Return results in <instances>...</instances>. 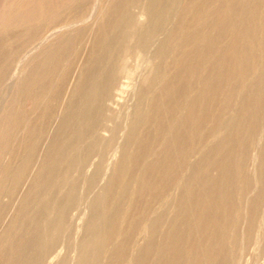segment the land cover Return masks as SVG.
I'll list each match as a JSON object with an SVG mask.
<instances>
[{
  "label": "rangeland",
  "instance_id": "rangeland-1",
  "mask_svg": "<svg viewBox=\"0 0 264 264\" xmlns=\"http://www.w3.org/2000/svg\"><path fill=\"white\" fill-rule=\"evenodd\" d=\"M11 1L0 0V264H188L187 258L192 259L194 264H216V249L210 260L196 248L197 241L198 244L203 243L200 240L209 238L208 233L211 235L215 231L216 234L212 236L217 235V238L230 231L228 236H222L230 235V240L223 238L224 248L229 252L225 253L228 264H264V223L261 227L259 223L260 215L264 214V193L260 202L263 206L258 203L257 215L250 217L251 203L260 194L264 173V114L259 119L252 145L246 150L243 172L233 167L236 166L237 154L240 155L239 152L245 148L239 130L243 133L248 125L249 114L246 110L250 112V108L253 109L255 101L262 97L260 93L264 91V0H249L252 3L247 8L254 4L253 9L251 7L250 12L246 8L253 15L250 24L254 28L245 38H248L247 62L250 69L246 75L234 81L230 96L225 90L229 82L227 76L215 82L211 89L214 91L203 81V77L211 74L214 64L219 61L220 50L228 46L232 34L230 29L217 35L214 24L220 17L206 18L204 15V11L208 13L207 9L214 6L212 3L216 5L214 0L207 1L210 2L209 8L203 0H120L118 4H115L116 0L114 4L112 0H99L100 19L95 23L90 21L84 27L87 29L90 26L88 30L83 28L78 33H58L47 37L28 55L25 48L35 40L37 30L42 32L52 24L63 26L75 22L90 11L96 0H71L73 3L57 0V5L48 7L53 11L50 8L39 15L25 13L23 17L27 16L15 25L9 22V18L5 19L7 23L2 20ZM241 1L242 7L249 2ZM125 4L129 5V10ZM149 4L151 15L143 17V23L141 19L138 24L139 8ZM111 5L127 10L123 16L128 17L129 23L121 25L115 13L107 19L105 13L109 14L113 8ZM156 13H161L157 25L154 21ZM9 15L13 16L12 13ZM101 18L103 21L109 20L106 27H103L105 21ZM210 18L214 24L208 20ZM236 20V27H240L238 30H243L244 21L241 22L238 14L234 17ZM201 22L206 23L203 28H199ZM27 26L36 29L31 37L26 31ZM131 27L134 28L131 30ZM128 32L131 35L128 36ZM203 36L215 37L212 46L197 65L193 59L186 63V54L197 52L195 50L205 41ZM106 37L111 44L102 48L100 44ZM190 66L198 68H194L192 76L188 75ZM184 72L187 74L184 75ZM80 73L84 81L78 88ZM182 81L184 83L180 87ZM123 82L129 85L120 103L113 110L107 108L111 93ZM102 85L103 95H93L94 98L89 99L92 102L88 100L85 106L83 101L87 98L89 87L92 86L95 91ZM209 90L213 92L211 96ZM248 95L253 99H247ZM70 97L73 103L67 102H71ZM153 100L156 101L154 105ZM191 105L193 110L190 109ZM100 108L105 109L102 111ZM181 133L187 141L184 164L173 169L174 172L171 171L168 176L166 162L179 151L181 145L179 147L176 136ZM223 136L226 139L230 137V140L232 138V150L229 149L232 158L229 160L234 164L231 163V166L229 163L226 170H220L210 162V158L217 156L216 151L221 146ZM164 142H167L166 149L160 147ZM145 165L150 170V174L145 175L148 185L136 193L134 188L144 177ZM6 170H11L15 175L7 176ZM168 178L170 181H166ZM206 179L213 181L214 187L217 183L219 211L214 209L222 225L216 226L215 222H210L207 234L203 235L191 228V218L197 212L192 202L194 194L205 188ZM221 179H225V182ZM217 185L226 188L222 190ZM219 190L222 196H218ZM225 192L230 198H225ZM180 200L185 202V210L176 208ZM184 218L187 223L182 221ZM214 220L217 221L216 218ZM111 227L117 230L112 233L114 236L107 239L105 235ZM189 229L193 233L188 236L185 232L189 234ZM169 231L185 235L180 246L183 249V252L180 249L181 256L184 257L179 262L173 260L171 248L174 236H170ZM121 237L126 244L122 243L124 240ZM149 243L154 246H149ZM151 247H154V252ZM164 249L170 253V257L168 253L164 254ZM94 250H98L99 256L92 262ZM194 250L196 253L193 254L191 251ZM144 251H148V254ZM116 252L121 253L120 256ZM111 253L117 254L118 259L112 255L116 258L110 260Z\"/></svg>",
  "mask_w": 264,
  "mask_h": 264
},
{
  "label": "bare ground",
  "instance_id": "bare-ground-1",
  "mask_svg": "<svg viewBox=\"0 0 264 264\" xmlns=\"http://www.w3.org/2000/svg\"><path fill=\"white\" fill-rule=\"evenodd\" d=\"M10 1V0H9ZM64 1V0H63ZM66 1V0H65ZM68 1H71V0H68ZM74 1H76V0H74ZM80 1V0H79ZM101 1V0H100ZM99 0H96L95 1V5L90 9V11L89 12H86L85 14H83L81 17H78V18H80V19H78V20H76L75 22H73V23H71V22H69V24H64L63 26L62 25H49V27H47V28H44L43 30H42V32H40V31H38L37 30V32L35 33V31H36V29L35 28H33V29H30L28 26H27V29H26V31L28 32V34L30 35V37L32 36V35H34V33H35V35H37V36H35L36 38H35V40H33V41H31V42H29L28 44H27V48H25L26 49V52H27V55H28V53H30L31 51H33L34 50V48H36L37 49V47H38V45H39V43L40 42H42L44 39H47V37H51V36H53V35H56V34H60V33H71V32H76V33H78V31H80L81 29H83L84 27H87L88 26V23L91 21H94V23H95V21H98V19H100L99 17H100V12L101 11H99V8L97 7V4H98V2H100ZM114 0H112V3L114 4V2H113ZM123 1V0H122ZM127 1V0H126ZM125 1V2H126ZM130 1V0H129ZM207 1H212V0H203L202 2H204L205 4H207V7L209 8L210 7V4H209V6H208V3H210V2H207ZM239 1H241V0H239ZM238 0H214V2H216V5H215V3H212V4H214V6H212V7H210V9H207L208 10V13H207V11H204V12H206V13H204V15L206 16V18H208V17H217L218 16V21H217V23H213L212 21H211V18L210 19H208V20H210L213 24H214V26H216L215 27V29H217V35H218V33H219V35H221V34H223V33H225L227 30L228 31H230V29L232 30L231 32H232V34H231V36H230V42H229V44H227L228 46H226L224 49H222V50H220L221 52H220V55H219V57L217 58V60L219 59V61L218 62H216V64H214L213 66H214V68L211 70V74H209L208 76H205V77H203V81L207 84V87H208V85L210 86V90L213 88V86H215L216 85V81L217 80H220L221 81V79H222V77L223 76H227V79L229 80V82H228V84L226 85V87H225V90H226V92L228 93V95L230 96L231 95V93L233 92V83H235L236 81H237V79L238 78H242L244 75H246V73L249 71V69H250V66H249V62H247V55L249 54L248 53V51H247V45H246V40H248V38L247 39H245L247 36H249V34H251V31H252V29H254V28H252V26H251V24H250V22H251V20H252V18H253V15H252V13H248L247 12V10H249L251 7V9H253V5L250 7V8H247V7H249V5L248 4H250V3H252V1H249L248 3H247V6H245V7H242V3H240ZM243 1V0H242ZM241 1V2H242ZM259 1V0H258ZM56 2H57V0H12L11 1V3L9 4V7H6V8H8L5 12V16H3V18H2V20L5 22V23H7L6 21H5V19H7V18H9V22H11V23H13V25H15L18 21L20 22V21H22L21 19H23L25 16H27V15H25L24 17H23V15L25 14V13H31V14H42L43 13V10H45V9H48V7L49 6H52L53 4H56ZM72 2V1H71ZM104 2V1H103ZM116 2L117 3H115V4H118V2H120V0H116ZM128 2V1H127ZM155 2V1H154ZM160 2V1H159ZM161 2H165V1H161ZM200 2V1H199ZM63 3V2H62ZM61 2H60V4H62ZM73 3V2H72ZM81 3H83V2H81ZM106 3H107V1H106ZM156 3V2H155ZM203 3V4H204ZM264 3V2H263ZM59 4V3H58ZM66 4H68V2H66ZM94 4V3H93ZM122 4H123V2H122ZM129 4V3H128ZM128 4H125L126 6L128 5ZM57 5V4H56ZM106 5H109V4H106ZM161 5V4H160ZM5 6V5H4ZM64 6V5H63ZM66 6V5H65ZM86 6V5H85ZM99 6V5H98ZM101 6V5H100ZM103 6V5H102ZM112 6V5H111ZM120 6H121V4H120ZM123 6V5H122ZM121 6V7H122ZM125 6V7H126ZM157 6H159V5H157ZM165 6V5H164ZM205 6V5H204ZM244 6V5H243ZM113 8L111 9V11L109 12V14L107 15V13H105L106 14V16H107V19H109L110 17L109 16H111L112 15V13H115V15H118V19L120 20V21H118L119 23H121V25H124V24H127V23H129V19H128V17H126V16H123L126 12H127V10H129V5H128V9L127 10H125V9H123V8H117V7H114V6H112ZM124 7V8H125ZM131 7V6H130ZM151 6H150V4L147 6V5H145V6H141L140 8H139V10H138V12H137V23L139 24V22H141V19H143L142 20V23H143V21H144V18L143 17H148L149 15H151L150 14V12H151V8H150ZM162 7V6H161ZM160 7V8H161ZM256 7V6H255ZM5 8V9H6ZM51 8V7H50ZM48 9V10H51V9ZM98 8V9H97ZM164 8V7H163ZM197 8V7H196ZM246 8H247V10H246ZM101 9H103V7H101ZM100 9V10H101ZM165 9V8H164ZM59 10V9H58ZM105 10V9H104ZM154 10V9H153ZM201 10V9H200ZM209 10H211V11H209ZM46 11V10H45ZM52 11H53V9H52ZM55 11V10H54ZM71 11V10H70ZM107 11V9L105 10V12ZM158 11V10H157ZM156 11V12H157ZM250 12H251V10H249ZM264 11V10H263ZM3 12V11H2ZM50 12V11H49ZM74 12H75V10H74ZM103 12V11H102ZM123 12V13H122ZM253 12V11H252ZM4 13V12H3ZM2 13V14H3ZM12 13V15L13 16H11L10 17V15L9 14H11ZM47 13H48V11H47ZM129 13V12H128ZM134 13H135V11H134ZM152 13V12H151ZM162 13V12H161ZM161 13H156V15H155V19H154V21H155V23H156V25H157V22L159 21V20H161ZM163 13H164V10H163ZM82 14V13H81ZM131 14V13H130ZM154 14V13H153ZM207 14H208V16H207ZM239 15L240 16V18H241V22H242V20L244 21V25L242 26V29L243 30H238V29H240V27L239 28H237L236 27V22H237V20L236 21H234V17H235V15ZM38 15H36V16H38ZM76 15V14H75ZM74 15V16H75ZM115 15L113 16V18H115ZM53 16V15H52ZM247 16H249V18L247 19ZM40 17V16H39ZM151 17V16H150ZM75 18V17H74ZM131 18V17H130ZM239 18V17H238ZM237 18V19H238ZM29 19V18H28ZM37 19V18H36ZM76 19V18H75ZM102 20V18H101V20L104 22V24H103V27H106V21H109V20ZM117 19V18H116ZM146 19V18H145ZM47 20V19H46ZM113 20V22L115 21V19H112ZM112 20H110V21H112ZM134 20V19H133ZM214 20V19H213ZM100 21V20H99ZM116 21V22H117ZM196 21H197V19H196ZM0 22H1V20H0ZM26 22H27V20H26ZM30 22V21H29ZM59 22V21H58ZM115 22V23H116ZM117 22V23H118ZM136 22V21H135ZM147 22V21H146ZM151 23H152V20L150 21ZM206 23H207V21H205ZM239 22V21H238ZM54 23V22H53ZM93 23V22H92ZM115 23H113V24H115ZM136 23V24H137ZM206 23H204V22H201L200 23V25H202V26H200L199 28H203V26H204V24H206ZM3 24V22L1 23V25ZM91 24V23H90ZM89 24V25H90ZM135 24V25H136ZM6 25V24H5ZM4 25V26H5ZM19 25V24H18ZM87 25V26H86ZM117 25V24H116ZM141 25V24H140ZM237 25H238V23H237ZM263 25H264V23H263ZM9 26V25H8ZM7 26V27H8ZM12 26V25H11ZM17 26V25H16ZM15 26V27H16ZM117 26H119V25H117ZM127 26V25H126ZM133 26V25H132ZM6 27V28H7ZM10 27V26H9ZM90 27V26H89ZM88 27V28H89ZM3 28V27H2ZM5 28V27H4ZM19 28V27H18ZM88 28L86 29V28H84V29H86V30H88ZM92 28H94V27H92ZM109 28V27H108ZM118 28H121V27H118ZM134 27H131V30L133 29ZM205 28V27H204ZM214 28V27H213ZM237 28V29H236ZM150 29V28H149ZM1 30V29H0ZM16 30V29H15ZM20 30V29H19ZM29 30V31H28ZM91 30H93V29H91ZM112 30V29H111ZM121 30V29H120ZM124 30L125 29H123V32H124ZM21 31V30H20ZM145 31V30H144ZM213 31V30H212ZM262 31V30H261ZM260 31V32H261ZM87 32V31H86ZM90 32V31H89ZM92 32V31H91ZM150 32V31H149ZM194 32V31H193ZM122 33V32H121ZM140 33V32H139ZM154 33V32H153ZM258 33V32H257ZM89 34H91V33H89ZM123 34V33H122ZM193 34V33H192ZM7 35H9V34H7ZM71 35V34H70ZM129 35H131L129 32H128V36ZM133 35V34H132ZM139 35V34H138ZM211 35V34H210ZM213 35V34H212ZM112 36V35H111ZM124 36V35H123ZM216 36V35H215ZM108 37V36H107ZM107 37H106V40L102 43V44H100L101 45V47L102 48H104L105 46L106 47H108L107 45H108V43L110 42H108V40H107ZM113 37V36H112ZM111 37V38H112ZM138 37V36H137ZM143 37V36H142ZM209 37V36H208ZM205 37V36H203L202 38L205 40L204 41V43H201L200 44V48L198 49V50H195V51H197L195 54H193V55H188V54H186V63L190 60V59H193L194 60V62H196V65H197V63L199 62V60L206 54V51L212 46V43H213V38H215V37H213V38H211V37ZM139 38V37H138ZM144 39V38H143ZM38 42H37V41ZM131 40V39H130ZM166 40V39H165ZM45 41V40H44ZM43 41V42H44ZM219 41V40H218ZM263 41V40H262ZM112 42V41H111ZM139 42V41H138ZM141 42H142V40H141ZM216 42V41H215ZM41 44V43H40ZM109 44H111V43H109ZM115 44V43H114ZM66 45V44H65ZM68 45V44H67ZM70 46V45H69ZM63 47V46H62ZM110 47V46H109ZM197 47V46H196ZM195 47V48H196ZM224 47V46H223ZM164 48H166V47H164ZM194 48V47H193ZM106 50V49H105ZM48 51V50H47ZM158 51V50H157ZM188 51V50H187ZM194 51V50H193ZM258 51V50H257ZM24 53H25V51H24ZM194 53V52H193ZM219 53V52H218ZM248 53V54H247ZM157 54V53H156ZM27 55H23V56H27ZM30 55V54H29ZM160 56V55H159ZM210 56V55H209ZM152 58V57H151ZM216 59V58H215ZM53 60V59H52ZM201 62V61H200ZM93 63V62H92ZM152 63V62H151ZM150 63V64H151ZM191 63V62H190ZM149 64V63H148ZM149 64V65H150ZM194 63H192V65H193ZM195 65V64H194ZM228 65V66H227ZM153 66V65H152ZM187 66H188V64H187ZM186 66V67H187ZM183 67V66H182ZM195 67H197V66H190V68L188 67V69H189V71H188V75L190 76H192L193 74V70H194V68ZM200 67V66H199ZM150 68V67H149ZM201 68V67H200ZM212 68V67H211ZM187 69V68H186ZM187 69V70H188ZM196 69V68H195ZM198 69V68H197ZM196 69V70H197ZM227 69V70H226ZM155 70V69H154ZM200 70V69H199ZM195 71V70H194ZM90 72V71H89ZM106 72V71H105ZM99 73H101V72H99ZM91 73H89V75H90ZM94 74L95 75H97V73L96 72H94ZM94 74H93V76H94ZM106 74V73H105ZM107 74H109L108 72H107ZM106 74V75H107ZM185 74H187V73H185L184 72V75ZM13 75H15V74H13ZM13 75H11V76H13ZM103 75V74H102ZM80 76H81V73H80ZM79 76V77H80ZM92 76V77H93ZM110 76V75H109ZM189 76H188V78H189ZM79 77H77V78H79ZM84 77H85V79H86V75L84 74ZM97 77V76H96ZM9 78V77H8ZM77 78H75V80L77 81ZM89 77H87V79H88ZM94 78H95V76H94ZM116 78V77H115ZM184 78V77H183ZM80 80H79V83L77 84L78 85V88L79 87H81L82 85H83V76H81L80 78H79ZM109 79V78H108ZM104 80H106V79H104ZM111 80V79H110ZM181 80V79H180ZM86 81V80H85ZM103 81V80H102ZM107 81V80H106ZM190 81V80H189ZM235 81V82H234ZM95 82V81H94ZM98 82V81H97ZM96 82V83H97ZM107 82H109V81H107ZM218 82V81H217ZM239 82V81H238ZM256 82V81H255ZM261 82V81H260ZM262 82H263V80H262ZM75 83V82H74ZM93 83V82H92ZM95 83V84H96ZM102 83V82H101ZM113 83V82H112ZM133 83V82H132ZM183 81L180 83V87H182V85H183ZM93 85V84H92ZM98 85V84H97ZM106 85V84H105ZM127 85H129L127 82H123V83H121V85L119 86V88H118V86H117V89H115L116 91H114V92H112L111 93V101H110V103L108 104V106H107V108L109 107L110 109H115L116 108V105H118L119 103H120V101H121V97H123V94L127 91L126 89H127ZM133 85V84H132ZM218 85H220V84H218ZM217 85V86H218ZM239 85V84H238ZM44 86V85H43ZM73 86V85H72ZM71 86V88H73ZM75 86V85H74ZM87 86V85H86ZM112 86H113V84H112ZM187 86V85H186ZM88 87V86H87ZM77 88V89H78ZM96 88H97V86H96ZM102 88H103V85L102 86H99L98 87V89L99 90H95L94 91V89L92 88V86H90L89 87V90H88V88L86 89V87H85V89L86 90H88V91H86V96H87V98L83 101L84 103H85V106H86V104H87V102H88V100L91 98V99H93L94 97H93V95L94 96H97L98 94H102L103 95V90H102ZM262 88V87H261ZM261 88H259V89H261ZM215 89V88H214ZM217 89V88H216ZM263 89V88H262ZM261 89V90H262ZM75 90V89H74ZM73 90V91H74ZM180 90V89H179ZM209 90V91H210ZM251 90H254V89H251ZM250 90V91H251ZM65 91V90H64ZM70 91H71V89H70ZM81 91V90H80ZM198 91V90H197ZM209 91H207V92H209ZM211 91H214V90H211ZM211 91L209 92L210 93V96H211V94L213 93H211ZM104 92H105V90H104ZM111 92V91H110ZM262 92H264V91H262ZM261 92V93H262ZM71 93V92H70ZM75 93V92H74ZM80 93V92H79ZM252 93L253 92H251V95H252ZM260 93V95H262V97H260L258 100H256L255 101V103H254V107H253V109H251L250 108V112H248L246 109V112H247V114H249V122H248V125H247V127H246V129H245V131H243V133L241 132V130H239V134L241 133L242 135H239V136H241V140H243V144H244V147L245 148H242L241 146V148L242 149H244L242 152L240 151L239 153H241L240 155L239 154H237L238 155V158L236 159V161H235V164L234 163H232L229 159H231L232 157L230 156V150H232L231 149V147H230V143H232V138H231V140H230V137L228 138V139H226L224 136H223V141H222V143H221V146L218 148L217 147V145H218V143L216 144V147L218 148V150L216 151V154H217V156L215 157V158H210V162H212L211 164H213L214 165V167L215 166H217L218 168H221L220 170H223V168H224V170H226V168L229 166L228 164L230 163V165H231V163L232 164H234V165H236V166H233V165H231V166H233V167H237L238 168V170H241L242 172H243V168H244V166H245V160H246V150L250 147V145H252V140H253V136H254V132L256 131V129H257V127H258V122H259V119H260V117L262 116V114H264L263 113V110H264V94H261ZM73 94V93H72ZM206 94H208V93H206ZM81 95V94H80ZM257 95H259V93L257 94ZM83 96V95H82ZM89 96V97H88ZM100 96V95H99ZM108 96H109V94H108ZM93 97V98H92ZM209 97V96H208ZM62 98V97H61ZM73 98H75V97H73ZM84 97H82L81 99H83ZM152 98V97H151ZM247 99H249L250 97H249V95H248V97H246ZM154 99V98H153ZM250 99H253V98H250ZM73 100V99H72ZM103 100V99H102ZM152 100V99H151ZM70 101H71V97H70ZM79 101V100H78ZM89 101H91V100H89ZM108 101V100H107ZM150 101V100H149ZM68 103H73L72 101L71 102H69V101H67ZM66 102V103H67ZM77 102V101H76ZM82 102V101H81ZM92 102V101H91ZM97 102H98V100H97ZM109 102V101H108ZM144 102H146V101H144ZM152 102V105H154V103L156 102L155 100H153V101H151ZM194 102V101H193ZM196 102H197V100H196ZM250 102V101H249ZM67 103V104H68ZM100 103V102H99ZM102 103V102H101ZM104 103V102H103ZM245 103V102H244ZM65 104V103H64ZM80 104V103H79ZM194 104H195V102H194ZM80 105H82V104H80ZM100 105V104H99ZM148 105V104H147ZM240 105V104H239ZM250 105V104H249ZM97 106V105H96ZM101 106V105H100ZM104 106H105V104H104ZM146 106V105H145ZM193 105H191V107H190V109L191 110H193V107H192ZM68 107H70V106H68ZM98 107V106H97ZM245 107V106H244ZM93 108V107H92ZM96 108V107H95ZM103 108V107H102ZM151 108V107H150ZM50 108H48V110H49ZM101 109V108H100ZM105 109V108H104ZM104 109H101L102 111L104 110ZM173 110H174V108H172ZM211 109V108H210ZM71 110V109H70ZM78 110V109H77ZM91 110V109H90ZM89 110V111H90ZM108 110V109H107ZM169 110V109H168ZM62 111V110H61ZM83 112V111H82ZM94 112V111H93ZM92 112V113H93ZM91 113V112H90ZM148 113H149V111H148ZM147 113V114H148ZM63 114V113H62ZM85 114H86V111H85ZM94 114V113H93ZM192 113H190V115H191ZM246 113H244V115H245ZM67 115V114H66ZM145 116H146V114H144ZM59 116V115H58ZM64 116H65V114H64ZM78 116V115H77ZM148 117H149V114L147 115ZM216 116V115H215ZM219 116V115H218ZM89 118V117H88ZM145 118V117H144ZM144 118H143V120H144ZM187 118V117H186ZM80 119V118H79ZM78 119V120H79ZM86 119V118H85ZM136 119V118H135ZM139 119H140V117H139ZM148 119V118H147ZM146 119V120H147ZM82 120V119H81ZM193 121V120H192ZM261 121V120H260ZM82 122H84V121H82ZM160 122V121H159ZM219 122V121H218ZM218 122H217V124H218ZM220 123V122H219ZM88 124V123H87ZM183 124V123H182ZM216 124V125H217ZM58 125V124H57ZM34 126V125H33ZM85 126H87V125H85ZM89 126H90V124H89ZM221 126V125H220ZM236 126V125H235ZM234 126V127H235ZM88 127V126H87ZM91 127V126H90ZM179 127V126H178ZM218 127V126H217ZM240 127V126H239ZM175 129V128H174ZM228 129V128H227ZM55 130H56V128H55ZM60 130V129H59ZM177 130V129H176ZM181 131V130H180ZM31 132V131H30ZM179 132V131H178ZM216 132V131H215ZM32 133V132H31ZM74 133V132H73ZM100 133V132H99ZM166 133V132H165ZM164 133V134H165ZM168 133V132H167ZM224 133V132H223ZM218 134V133H217ZM228 134V133H227ZM163 135V134H162ZM176 135V134H175ZM234 135V134H233ZM237 135H238V133H237ZM237 135H235V137L237 136ZM161 136V135H160ZM164 136V135H163ZM167 136V135H166ZM228 136V135H227ZM238 136V137H239ZM165 137V136H164ZM177 137V141H179L180 142V144H179V147H180V145H181V147H180V149H179V151L177 152V154L176 155H174L173 157H170V158H168V160H167V158H166V160H167V166L166 165H164V166H166V174L169 176V174L170 173H172L171 171H173L174 172V170L173 169H175V168H178V167H182V165L184 164L183 162H184V160H185V157H186V151H187V149H186V143H187V141H186V136L185 135H182V133L181 134H179V135H177L176 136ZM220 137V136H219ZM37 138V137H36ZM191 139V138H190ZM238 139H240V138H238ZM176 140V139H175ZM201 140V139H200ZM258 140V139H257ZM167 141V140H166ZM170 141H172V139H170ZM170 141H169V143H170ZM231 141V142H230ZM66 142V141H65ZM64 142V143H65ZM239 142H241L242 143V141H240L239 140ZM258 142V141H257ZM129 143V142H128ZM158 143V142H157ZM242 144V145H243ZM142 145V144H141ZM175 145V144H174ZM241 145V144H240ZM68 146V145H67ZM166 146H167V142H164V143H162V144H160V147H162V149L164 148V149H166ZM178 146V145H177ZM176 146V147H177ZM219 146V145H218ZM231 146H232V144H231ZM48 147H50V146H48ZM57 148V147H56ZM123 148V147H122ZM49 149V148H48ZM161 149V148H160ZM168 149V148H167ZM215 149V148H214ZM230 149V150H229ZM241 149V150H242ZM211 150H213V149H211ZM216 150V149H215ZM161 151V150H160ZM238 151V150H237ZM32 152V151H31ZM172 152V151H171ZM207 152V151H206ZM136 153V152H135ZM144 153V152H143ZM174 153H175V151H174ZM232 153V152H231ZM256 153V152H255ZM254 153V154H255ZM137 154L139 155V153L137 152ZM136 154V155H137ZM213 154V153H212ZM215 154V153H214ZM253 154V153H252ZM251 154V155H252ZM257 154V153H256ZM137 155V156H138ZM171 155V154H170ZM231 155H233V154H231ZM166 156V155H165ZM168 156V155H167ZM166 156V157H167ZM234 156L236 157V155H235V153H234ZM233 156V157H234ZM258 156V155H257ZM134 157H136L135 155H134ZM231 157V158H230ZM252 157V156H251ZM25 158V157H24ZM51 158V157H50ZM132 158H133V156H132ZM202 158V157H201ZM26 159V158H25ZM211 159H213L212 161H211ZM235 159V158H234ZM256 159V158H255ZM27 160V159H26ZM43 160V159H42ZM54 160V159H53ZM254 160V159H253ZM204 161H206V160H204ZM39 162H40V160H39ZM44 162V161H43ZM47 162V161H46ZM45 162V163H46ZM55 162H56V160H55ZM137 162V161H136ZM53 163V162H52ZM82 163V162H81ZM122 163V162H121ZM24 164V163H23ZM29 164V163H28ZM120 164V163H119ZM123 164V163H122ZM264 164V163H263ZM20 165V164H19ZM19 165H18V167H19ZM25 166V165H24ZM24 166H23V168H24ZM37 166V165H36ZM43 166V165H42ZM49 166V165H48ZM47 166V167H48ZM122 166V165H121ZM126 166V165H125ZM174 166V167H173ZM50 167V166H49ZM48 167V168H49ZM145 169H144V177H141V180H140V182L135 186V192L136 193H138V192H140L145 186L147 187V185H148V182H147V180H148V178L146 179L145 178V175L147 174V176L150 174V170H149V167L148 166H146L145 165ZM151 167V166H150ZM226 167V168H225ZM42 168H44V167H42ZM41 168V169H42ZM17 169V168H16ZM126 169H128V168H126ZM151 169V168H150ZM154 169V168H153ZM229 169V168H228ZM23 170V169H22ZM119 170H120V168H119ZM161 170V169H160ZM159 170V171H160ZM231 170V169H230ZM232 170H234L233 168H232ZM17 171V170H16ZM18 171H19V169H18ZM24 171V170H23ZM235 172H236V170H234ZM232 172L233 174H236L235 172ZM240 171V172H241ZM6 172V175L7 176H9V175H11L12 174V176H13V174L15 175V173L13 172L12 173V171L11 170H6L5 171ZM121 172V171H120ZM162 172V171H161ZM220 172V171H219ZM221 172H223V171H221ZM240 173V174H243V173ZM35 173V172H34ZM122 173V172H121ZM17 174V173H16ZM165 174V173H164ZM175 174V173H174ZM195 174V173H194ZM222 173H220L219 175H221ZM230 174V173H229ZM232 174V175H233ZM19 175H20V173H19ZM204 175V174H203ZM224 175V174H223ZM223 175H221V176H223ZM238 175H239V171H238ZM230 176V175H229ZM234 176V175H233ZM17 177V176H16ZM197 177V176H196ZM207 177V176H206ZM239 177H240V175H239ZM7 178V177H6ZM13 178H15V177H13ZM21 178V177H20ZM165 178H167V177H165ZM244 178V177H243ZM170 179H171V177H170ZM17 180H18V177H17ZM60 180V179H59ZM62 180V179H61ZM167 180H169V178L168 179H166V181ZM222 180V179H221ZM220 180V181H221ZM170 181V180H169ZM222 181H224L225 182V179L224 180H222ZM231 181V180H230ZM230 181H229V184H230ZM249 181V180H248ZM15 182V181H14ZM20 182V181H19ZM60 182V181H59ZM138 182V181H137ZM227 182V181H226ZM61 183V182H60ZM65 183V182H64ZM168 183V182H167ZM228 183V182H227ZM12 184V183H11ZM20 184V183H19ZM23 184V183H22ZM26 184V183H25ZM63 184V183H62ZM163 184V183H162ZM216 184L217 183H215V187H214V183H213V181H211L210 179H206V182H205V188H202L200 191L199 190H197V191H199V193L197 194H194V198H193V201L192 202H194L193 203V205H195L196 207V215L194 216V217H192L191 219H192V221H191V223H192V225L193 226H191V228L192 229H195V233L197 232L198 234L199 233H204L203 235H206L207 234V231H208V229L210 228V222H212V223H216V226H219V225H222L221 224V222L219 221V220H217L218 218H217V216L216 215H218V214H216V210L218 209V207H217V199H216V192L218 191V188H216ZM225 185H227L226 183H225ZM232 185L234 186V182L232 183ZM261 187H260V189H261V191H260V194L259 195H257V198H255L254 197V199H256V200H253L252 201V203H251V210H250V208H249V210H250V217H255L256 215H257V210H258V203L260 204V202H261V197H263V193H264V173H263V175H262V178H261ZM15 186V185H14ZM20 186V185H19ZM124 186V185H123ZM122 186V189L124 188ZM219 185H217V187H218ZM233 186H231L232 188H233ZM71 187V186H70ZM69 187V188H70ZM106 187V186H105ZM152 187V186H151ZM221 187H222V185H221ZM220 186H219V188H221ZM225 187V186H224ZM229 187V186H228ZM230 187V189H232ZM12 188V187H11ZM16 188V187H15ZM68 188V189H69ZM226 188V187H225ZM224 188V189H225ZM10 189V188H9ZM57 189V188H56ZM222 189V188H221ZM220 189V190H221ZM224 189H222V190H224ZM22 190V189H21ZM29 190V189H28ZM132 190H133V188H132ZM220 190H219V193H220ZM228 190H229V188H228ZM227 190V191H228ZM10 191H12V190H10ZM13 192V191H12ZM11 192V193H12ZM27 192V191H26ZM133 192V191H132ZM131 192V193H132ZM134 192V193H135ZM230 192V191H229ZM222 193V192H221ZM221 193L220 194H218V196L219 195H221ZM226 193V192H225ZM227 195H229V194H225V198H230V197H228ZM262 195V196H261ZM222 196V195H221ZM227 196V197H226ZM232 196V195H231ZM134 197V196H133ZM181 197V196H180ZM223 197H224V192H223ZM222 197V199H224ZM221 198V197H220ZM119 199V198H118ZM168 199V198H167ZM252 200V199H251ZM228 201V200H227ZM233 202H234V200H232ZM152 202V201H151ZM229 202H231L230 201V199H229ZM236 202V201H235ZM234 202V203H235ZM225 203V202H224ZM226 204V203H225ZM232 203H230V205H231ZM262 204V203H261ZM260 204V206L262 207L263 205H261ZM167 205V204H166ZM224 205V204H223ZM235 205V204H234ZM219 206V205H218ZM227 206H228V202H227ZM226 206V207H227ZM194 207V206H193ZM214 207L216 208V210L214 209ZM220 207V206H219ZM260 207V208H261ZM117 208V207H116ZM176 208H179V209H183V210H185V202H183V200H180L179 202H178V207L176 206ZM187 208V207H186ZM221 208H222V206H221ZM61 209V208H60ZM225 209V208H224ZM224 209H221L222 211H225ZM228 209V207L226 208V210ZM234 209H235V207H234ZM175 211V210H174ZM218 211H219V209H218ZM229 211V210H228ZM227 211V212H228ZM232 211V210H231ZM261 211V210H260ZM61 212H62V210H61ZM60 212V213H61ZM194 212V211H193ZM226 212V213H227ZM249 212V211H248ZM215 213V214H214ZM229 213V212H228ZM227 213V214H228ZM231 213V212H230ZM229 213V214H230ZM264 213V212H263ZM156 214V213H155ZM192 214H194V213H192ZM233 214V213H232ZM259 214H261V213H259ZM213 215H215V216H213ZM175 216V215H174ZM192 216V215H191ZM234 216V215H233ZM247 216H249V215H247ZM61 217V216H60ZM212 217H214V218H216V220L217 221H215L214 220V218L211 220V218ZM219 217V216H218ZM228 217H229V215H228ZM220 218H221V216H220ZM239 218V217H238ZM249 218V217H248ZM257 218V217H256ZM222 219V218H221ZM253 219V218H252ZM57 220V219H56ZM150 220V219H149ZM186 218H184L182 221H184V222H186ZM232 220H234V219H232ZM248 220H250V218L248 219ZM12 221V220H11ZM54 222V221H53ZM59 222V221H58ZM183 222V223H184ZM227 222H228V220H227ZM250 222V221H249ZM253 222V221H252ZM187 223V222H186ZM259 223H260V227H261V225L264 223V214H261L260 215V219H259ZM56 224V223H55ZM150 224V223H149ZM188 224H189V222H188ZM151 225V224H150ZM156 225V224H155ZM214 225V224H213ZM258 225V224H257ZM212 226V225H211ZM172 227V226H171ZM189 227V226H188ZM190 228V227H189ZM212 228V227H211ZM213 228H214V226H213ZM223 228V227H222ZM233 228H234V226H233ZM259 227H257V229H258ZM63 229V228H62ZM116 229V228H115ZM115 229H114V227H111V228H109L108 229V231H107V233H106V235L105 236H107V239H109V237H111V235H112V233L115 231ZM175 229V228H174ZM178 229V228H177ZM191 229V230H192ZM219 229V228H218ZM249 229V228H248ZM117 230V229H116ZM151 230V229H150ZM178 230H180V229H178ZM190 230V229H189ZM191 230H190V233L188 234V232H185V233H187V235L189 236L191 233H193V232H191ZM220 230V229H219ZM226 230V229H225ZM237 230V229H236ZM181 231V230H180ZM213 231V230H212ZM215 231V230H214ZM221 231V230H220ZM224 231V230H223ZM222 231V232H223ZM262 231V230H261ZM165 232V231H164ZM170 232V231H169ZM210 232V231H209ZM215 232H217V231H215ZM214 232V233H215ZM225 232V231H224ZM230 232V231H229ZM226 233V234H224V233H222V236H223V234L224 235H226V236H228V234H230V233ZM239 232V231H238ZM248 232V231H247ZM246 232V234H248ZM254 232V231H253ZM263 232V231H262ZM54 233V232H53ZM115 233V232H114ZM151 233V232H150ZM171 233V232H170ZM183 233H184V230H183ZM183 233H174L173 234V232L171 233V234H169L170 236L173 234V236H174V238H173V245H172V255H173V260H174V262H179L180 260H181V258L182 257H184V256H181L182 254L180 253V249H181V242L184 240V238H185V233L183 234ZM206 233V234H205ZM213 232H211V235H210V233H208V237L209 238H205L204 240H200V241H204L203 243H201V244H198L199 242L197 241V246H196V248L197 249H199V253H201L202 255H204L205 257H206V255L208 256V258L211 260V256L213 257L214 256V253H216V252H213L215 249V251H218V253H217V256H216V259H217V263L216 264H228V262L226 261V255H225V253H229L228 252V250H227V248L225 247L224 248V243H223V241H224V237H226V236H224V237H219V238H217L215 235L214 236H212V234H214ZM219 233V232H218ZM168 234H166L167 235V238H168ZM216 234V233H215ZM220 234V233H219ZM231 234H232V231H231ZM148 235V234H147ZM164 235V234H163ZM201 235V234H200ZM112 236H114V234L112 235ZM117 236V235H116ZM220 236V235H219ZM247 236H249V234L247 235ZM203 237H205V236H203ZM120 238V237H119ZM166 238V239H167ZM224 238V239H223ZM226 238H229V240H230V235H229V237H226ZM245 238H246V236H245ZM256 238V237H255ZM106 239V240H107ZM124 240V238H122L121 237V240ZM248 239V238H247ZM253 239V238H252ZM150 240V239H149ZM249 240V239H248ZM227 241V240H226ZM232 241V240H231ZM121 242V241H120ZM169 242V240L167 241V244H169L168 243ZM35 243V242H34ZM51 243V242H50ZM49 243V244H50ZM113 243V242H112ZM122 243H125V240L124 241H122ZM232 243V242H231ZM126 244V243H125ZM150 244V243H149ZM148 244V245H149ZM166 244V243H165ZM166 244V245H167ZM195 244V243H194ZM230 244V243H229ZM52 245V244H51ZM121 245V244H120ZM147 245V244H146ZM153 245V244H152ZM151 244L149 245V246H152ZM193 245V244H192ZM196 245V244H195ZM234 245V244H233ZM109 246V245H108ZM118 246V245H117ZM122 246L124 247V245L122 244ZM154 246V245H153ZM235 246V245H234ZM28 247V246H27ZM35 247V246H34ZM110 247V246H109ZM113 247H115V246H113ZM112 247V248H113ZM122 247V248H123ZM30 248H32V247H30ZM111 248V249H112ZM118 248H121V247H119L118 246ZM117 248V249H118ZM148 248V247H147ZM153 248L154 247H151V249L153 250ZM229 249V248H228ZM116 250V249H115ZM114 250V251H115ZM123 250H124V248H123ZM165 250V249H164ZM183 249H181V251H182ZM227 250V252H225ZM236 250V249H235ZM98 251V250H97ZM97 251L96 250H94V253L92 254V257H91V260H92V262H95V260L98 258V256H99V253H97ZM110 251V250H109ZM149 251H151L150 249H149ZM166 251V250H165ZM230 251V250H229ZM145 252V254H146V252H147V254H148V251H144ZM143 252V253H144ZM153 252H154V250H153ZM152 252V253H153ZM163 252V251H162ZM183 252V251H182ZM191 252H193V254H194V252H195V250L194 251H191ZM197 252V253H198ZM236 252H238V251H236ZM112 253H113V251H112ZM111 253V259L110 260H114L116 257H117V254H119V256H120V254L121 253H117V254H115L116 255V257H112V254ZM150 253V252H149ZM156 253V252H155ZM160 253V252H159ZM166 253H168L167 251L166 252H164V254H166ZM196 253V252H195ZM198 253V255L199 256H201L200 258H202V255H200ZM235 253V252H234ZM233 253V254H234ZM36 254V253H35ZM34 254V255H35ZM126 254V253H125ZM169 255V257H170V253H168ZM184 254V253H183ZM115 255H113V256H115ZM123 255V254H122ZM121 255V256H122ZM160 255H161V253H160ZM198 255H196V258H198ZM143 256V255H142ZM189 256H190V254H189ZM194 256V255H193ZM187 257V256H186ZM195 257V256H194ZM204 257V259H206ZM218 257V258H217ZM138 258V257H137ZM192 257H190V259H191ZM207 258V259H208ZM252 258H253V256H252ZM116 259H118V257L116 258ZM119 259H120V257H119ZM207 259H206V261L205 262H207ZM15 260V259H14ZM182 260H183V258H182ZM192 260V259H191ZM191 260H188V258H187V261L188 262H190V263H188V264H191L192 262H193V264H194V261H191ZM194 260H196L197 262H198V260L197 259H194ZM200 260V259H199ZM135 261V260H134ZM139 261V260H138ZM11 262V261H10ZM136 262V261H135ZM184 262V261H183ZM196 262V263H197ZM200 262H203V261H200ZM139 263V262H138ZM185 263V262H184ZM95 264V263H94ZM117 264V263H116ZM173 264H176V263H173ZM183 264V263H182ZM186 264V263H185ZM199 264V263H198Z\"/></svg>",
  "mask_w": 264,
  "mask_h": 264
}]
</instances>
